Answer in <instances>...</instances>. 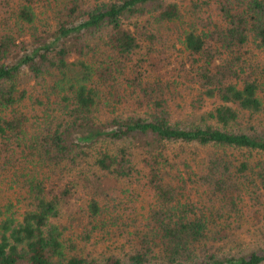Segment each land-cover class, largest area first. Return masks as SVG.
Returning a JSON list of instances; mask_svg holds the SVG:
<instances>
[{
  "label": "trees",
  "instance_id": "16d2710c",
  "mask_svg": "<svg viewBox=\"0 0 264 264\" xmlns=\"http://www.w3.org/2000/svg\"><path fill=\"white\" fill-rule=\"evenodd\" d=\"M0 264H264V0H0Z\"/></svg>",
  "mask_w": 264,
  "mask_h": 264
}]
</instances>
